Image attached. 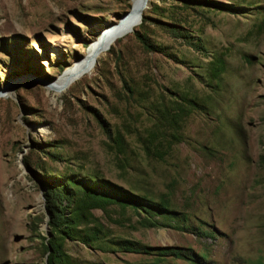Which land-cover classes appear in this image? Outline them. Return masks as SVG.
Instances as JSON below:
<instances>
[{"label": "rangeland", "instance_id": "1", "mask_svg": "<svg viewBox=\"0 0 264 264\" xmlns=\"http://www.w3.org/2000/svg\"><path fill=\"white\" fill-rule=\"evenodd\" d=\"M130 8L0 0V264H264V0H149L49 91Z\"/></svg>", "mask_w": 264, "mask_h": 264}, {"label": "bare ground", "instance_id": "2", "mask_svg": "<svg viewBox=\"0 0 264 264\" xmlns=\"http://www.w3.org/2000/svg\"><path fill=\"white\" fill-rule=\"evenodd\" d=\"M148 2L149 0H131L130 10L118 19L119 24L104 28L91 46L89 53L84 58L75 60L73 65L67 67L52 83L48 84V90L60 93L84 73L92 70L94 61L96 62L97 58L107 51L116 39L130 33L141 22ZM21 80L12 81L5 89L0 90V97L5 93H10L13 84Z\"/></svg>", "mask_w": 264, "mask_h": 264}, {"label": "trees", "instance_id": "3", "mask_svg": "<svg viewBox=\"0 0 264 264\" xmlns=\"http://www.w3.org/2000/svg\"><path fill=\"white\" fill-rule=\"evenodd\" d=\"M86 193L90 197L92 201H90V205H101L102 203H120V204H125V205H131L138 207L146 211L147 207L143 203L139 202L137 199L131 198H118L113 196L109 191H101L96 189L95 187L92 186H87L86 188L84 187ZM96 202V203H95ZM88 203V205H89ZM165 205V203L163 202ZM60 216V214H59ZM121 245L123 246L124 250L126 251H132V252H144V253H149L152 250H158L162 254H172V255H182L181 251L176 248V247H171V246H159V247H152V246H147V245H138L137 243L129 240H123L121 242Z\"/></svg>", "mask_w": 264, "mask_h": 264}]
</instances>
